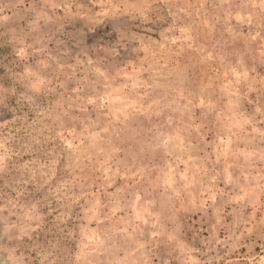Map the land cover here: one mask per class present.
I'll use <instances>...</instances> for the list:
<instances>
[{"label":"rangeland","instance_id":"1","mask_svg":"<svg viewBox=\"0 0 264 264\" xmlns=\"http://www.w3.org/2000/svg\"><path fill=\"white\" fill-rule=\"evenodd\" d=\"M66 1L0 0V264H264V0Z\"/></svg>","mask_w":264,"mask_h":264},{"label":"crops","instance_id":"2","mask_svg":"<svg viewBox=\"0 0 264 264\" xmlns=\"http://www.w3.org/2000/svg\"><path fill=\"white\" fill-rule=\"evenodd\" d=\"M51 1V3H52V6H55V5H61V6H63V5H65L66 4V0H50ZM45 4H46V2H45ZM56 8L57 7H53V8H51L50 9V7L49 8H47V10H46V14L49 12H51V11H53V9H54V11L56 10ZM43 19H47V18H43Z\"/></svg>","mask_w":264,"mask_h":264}]
</instances>
